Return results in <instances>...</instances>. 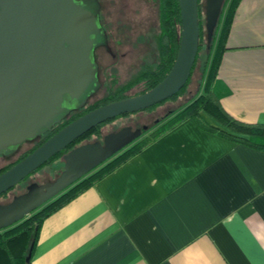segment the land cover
I'll return each mask as SVG.
<instances>
[{"label":"crops","instance_id":"1","mask_svg":"<svg viewBox=\"0 0 264 264\" xmlns=\"http://www.w3.org/2000/svg\"><path fill=\"white\" fill-rule=\"evenodd\" d=\"M215 87L264 123V0L238 2ZM30 264H264V150L186 119L47 216Z\"/></svg>","mask_w":264,"mask_h":264},{"label":"water","instance_id":"2","mask_svg":"<svg viewBox=\"0 0 264 264\" xmlns=\"http://www.w3.org/2000/svg\"><path fill=\"white\" fill-rule=\"evenodd\" d=\"M75 0H0V153L50 129L72 107L83 105L94 90L90 60L91 36L99 28L95 14ZM225 0L206 4L205 28L212 40ZM180 39L176 58L165 77L151 89L107 102L66 123L41 144L0 173V195L95 126L117 116L145 110L176 93L187 83L198 53V0H178ZM73 102V103H72ZM127 127L99 141L81 144L63 158L64 171L47 191L31 202L28 194L0 208V229L11 225L44 200L61 191L141 134Z\"/></svg>","mask_w":264,"mask_h":264},{"label":"trees","instance_id":"3","mask_svg":"<svg viewBox=\"0 0 264 264\" xmlns=\"http://www.w3.org/2000/svg\"><path fill=\"white\" fill-rule=\"evenodd\" d=\"M239 1L240 0H225L223 4L212 40L208 45V52L205 56L203 66V82L200 84V89L197 94L185 105L169 112L165 117L156 121L155 125L152 127L143 129L137 138L125 145L119 151L112 154L109 158L98 164L92 170L71 182L68 186L63 188L56 197L43 204L41 207L36 208L27 216H23L21 219L12 223L11 225L0 229V264H30L31 255L37 241L39 227L47 216L69 202L86 188L93 185L96 181L103 178L105 175L131 158L133 155L140 152L143 148L160 137L162 134L186 119H199L207 129L213 131L219 136L237 140L252 147L264 150V123L246 122L230 115L222 107L220 95L215 87L221 57L224 50L226 49V39L236 6ZM158 10L159 61L154 67H151L150 65H145L142 67V70H140L136 78H134L132 83L128 84L126 87L129 88L133 85H136L134 83L143 81L144 88L140 93L151 89L165 77L176 58L179 47L181 21L178 0H158ZM198 18L199 52L202 43L203 32V25L200 20L199 10ZM197 58L198 53L196 59ZM186 84L178 93L168 99H173L178 96V94L185 88ZM127 96L128 95L114 94L113 96H110L107 101L97 102L86 106L81 110V112L72 115L70 119L64 121L60 125H57L55 128H52L48 135L43 138V140L48 138L52 133L56 132L59 128L70 122L72 119L81 115L83 112L89 111L100 104H105L108 101L122 99ZM156 105L157 104L149 108H152ZM202 112L208 118L212 119L216 125H211L205 122L201 116ZM128 114L129 113L120 116H125ZM99 126L100 124L89 130L88 133L96 131ZM151 128L154 129L148 136L141 137L146 132L151 130ZM88 133H84L82 136H80V138H83ZM80 138L76 139L75 141L79 140ZM43 140H41L38 144L43 142ZM10 166L11 165L7 166L4 170Z\"/></svg>","mask_w":264,"mask_h":264},{"label":"rangeland","instance_id":"4","mask_svg":"<svg viewBox=\"0 0 264 264\" xmlns=\"http://www.w3.org/2000/svg\"><path fill=\"white\" fill-rule=\"evenodd\" d=\"M98 1L100 4L101 22L105 26L109 46L117 53L116 57H112L106 52L104 47H98L96 50L98 63L101 68L115 63L113 75L115 81L119 84H101L96 95L87 104H91L105 97L107 92H110L112 96L114 94L134 95L140 93L144 88L143 82L129 88H126L128 84L122 83L133 81L140 70H142V67L145 65L154 67L159 61L158 0ZM210 2L211 0H199V14L203 25L202 43L188 82L178 96L165 100L152 108L112 119L100 125L96 131L88 133L74 144H71L64 152L82 143H88L94 140L101 142L105 134L107 135L125 125L131 126V130L142 129L143 127L150 128L155 125L158 119L165 117L170 111L185 105L196 95V91L203 82L204 60L210 43L205 28V7ZM153 129L151 128V130L141 137L148 136ZM34 144L35 141L23 143L13 155L6 158L0 157V167H4L15 160L19 154L24 153ZM63 168L64 162L62 160V154L59 153L37 168L36 171L27 176L22 182L17 183L6 195L1 196L0 203H6L13 196L24 192L26 186L31 182H37L40 186L43 185V187L47 183L54 182L63 171Z\"/></svg>","mask_w":264,"mask_h":264},{"label":"flooded vegetation","instance_id":"5","mask_svg":"<svg viewBox=\"0 0 264 264\" xmlns=\"http://www.w3.org/2000/svg\"><path fill=\"white\" fill-rule=\"evenodd\" d=\"M75 2L78 3L79 5H81V7L84 5V3H82V0H75ZM85 3L87 4V7L90 9V11H92V12L95 14V22H96V24H97V26H98V28H99V32H98V34H97L96 36H91V39L93 40V46H92V49H91V51H90V55H89V56H90L91 63H92V66H93V68L95 69L94 82L92 83V84H95V85H94V90L89 91L87 94L84 95L83 105H81V106L78 107V108H74V107H72L69 111H67V112L64 114V116L60 119V121H59L58 123H56L54 126H52L50 129H48V130L42 132V133L39 134V135H36L35 137H33V138H31V139H27V140L23 141L20 145H18V146L14 149V151L9 152L8 154L0 153V157H4V158L9 157V156L13 155L15 152H17V150L19 149V147H20L23 143H27V142L35 141V144H34L31 148H29L28 150H26L24 153L19 154L18 157H17L15 160L11 161L9 164H7V165L4 166V167H0V173L3 172L4 169H5L7 166L12 165V164L15 163L16 161H18L23 155L29 153L33 148L37 147V146L39 145L38 143H39L41 140H43V138H44L46 135H48L49 131H50L52 128H55L57 125H60V124L63 123L64 121L70 119V117H72V115L81 112L82 109H84L86 106L90 105V104H87L88 101H89L93 96L96 95L97 91H98V90L100 89V87H101V84H119L117 81H115V79H114V75H113V74H114L113 67H114L115 63H114V64H109V65L103 66V68H101V67L99 66V63H98V56H97V54H96V50H97L98 47H104L105 50H106V52H107L110 56H112V57H116V56H117V53L114 52V51L111 49V47L109 46V43H108V35H107L106 31H105V28H104L105 26H104V24L101 22V17H100V4H99V1H98V0H86ZM198 10H199V0H198ZM142 82H143V81H138L137 83H134V84H140V83H142ZM131 83H132V81H131V82L122 83V84H131ZM138 94H139V93H138ZM134 95H136V94H134ZM110 96H112L111 93H110V92H107V94L105 95V97L100 98V99L94 101V102L91 103V104H94V103H97V102H102V101H107V99H108ZM128 96H131V95H128ZM128 96H127V97H128ZM166 100H167V99H166ZM164 101H165V100H164ZM164 101H162V102H164ZM108 102H110V101H108ZM72 103H73V102H72ZM100 105H102V104H100ZM137 112H139V111H137ZM137 112H134V113H137ZM170 112H171V111H170ZM83 113H84V112H83ZM83 113H82V114H83ZM129 114H132V113H129ZM165 116H166V115H165ZM77 117H78V116H77ZM74 119H75V118H74ZM72 120H73V119H72ZM110 120H112V119H110ZM158 120H159V119H158ZM158 120H157V121H158ZM107 122H108V121H106V122H104V123H107ZM104 123H101L100 125H103ZM127 127L131 128V126H129V125H125V126H122V127L119 128V129L115 130V131H112V132L108 133V134H111V133H117V132H119V131H121L122 129L127 128ZM59 129H60V128H59ZM141 131H142V130H141ZM88 132H89V131H88ZM88 132H87V133H88ZM52 134H53V133H52ZM108 134H107V135H108ZM105 136H106V134H105ZM79 138H80V137H79ZM103 138H104V136L102 137V141H101V144H102V145L104 144V143H103ZM46 139H47V138H46ZM44 140H45V139H44ZM44 140H43V141H44ZM94 141H99V140H94ZM75 142H76V141H74L72 144H74ZM92 142H93V141H92ZM41 143H42V142H41ZM41 143H40V144H41ZM86 143H87V142H86ZM82 144H84V143H82ZM70 145H71V144H70ZM70 145H69V146H70ZM80 145H81V144H80ZM69 146H67V147L64 148L62 151L59 152V153L62 154V160H63V162H64V166H65V160H64L63 156H64L67 152H69L71 149H73V148H75V147H77V146H79V145H77V146H75V147H73V148L67 150L66 152H64L65 149H67ZM59 153H58V154H59ZM56 155H57V154H56ZM41 166H42V165H41ZM36 170H37V169H36ZM36 170H35V171H36ZM63 171H64V168H63ZM63 171H62V172H63ZM33 172H34V171H33ZM33 172H31L30 174H32ZM62 172L60 173V175L62 174ZM30 174H29V175H30ZM29 175H28V176H29ZM60 175H59V176H60ZM59 176H58V177H59ZM25 178H26V177H25ZM25 178H24V179H25ZM24 179H23V180H24ZM23 180H22V181H23ZM22 181H20V182H22ZM34 184L37 185V188L35 189L34 195H33V197L31 198V202L34 201L35 198L39 195V190H38V189H39V187H41L37 182H31V183H29V184L26 186V189H25L24 192H22V193H20V194H17V195H15V196H13V197H12L8 202H6V203H0V208H3V207H6V206L10 205V204L12 203L14 197H16V196H20V195H24V194H28V192H29L28 188L31 187V186H33ZM47 184H48V183H47ZM45 185H46V184H45ZM45 185H44L43 189H40V191H41L42 193H44V192L47 191V188L45 187ZM42 186H43V185H42ZM12 188H13V187H12ZM12 188H11V189H12ZM11 189H9V190L6 191L5 193L1 194L0 197L6 195ZM59 193H60V191L57 192V193H55L54 195H52V196L49 197L48 199L44 200V201L41 202V203L38 205V207H36V208L41 207L43 204L47 203L48 201H50L51 199H53L54 197H56ZM36 208H35V209H36ZM35 209H33V210H35ZM33 210H30L29 213H31ZM29 213H28V214H29Z\"/></svg>","mask_w":264,"mask_h":264}]
</instances>
